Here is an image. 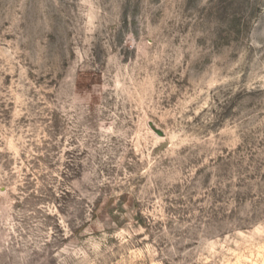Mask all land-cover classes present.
I'll return each mask as SVG.
<instances>
[{
	"label": "rangeland",
	"instance_id": "374dc122",
	"mask_svg": "<svg viewBox=\"0 0 264 264\" xmlns=\"http://www.w3.org/2000/svg\"><path fill=\"white\" fill-rule=\"evenodd\" d=\"M0 264H264V0H0Z\"/></svg>",
	"mask_w": 264,
	"mask_h": 264
},
{
	"label": "water",
	"instance_id": "95a60500",
	"mask_svg": "<svg viewBox=\"0 0 264 264\" xmlns=\"http://www.w3.org/2000/svg\"><path fill=\"white\" fill-rule=\"evenodd\" d=\"M159 135L161 134V133H158Z\"/></svg>",
	"mask_w": 264,
	"mask_h": 264
}]
</instances>
